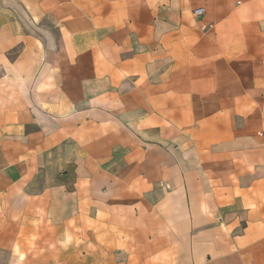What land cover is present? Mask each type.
<instances>
[{
  "label": "crops",
  "instance_id": "obj_1",
  "mask_svg": "<svg viewBox=\"0 0 264 264\" xmlns=\"http://www.w3.org/2000/svg\"><path fill=\"white\" fill-rule=\"evenodd\" d=\"M0 264H264V0H0Z\"/></svg>",
  "mask_w": 264,
  "mask_h": 264
},
{
  "label": "built area",
  "instance_id": "obj_2",
  "mask_svg": "<svg viewBox=\"0 0 264 264\" xmlns=\"http://www.w3.org/2000/svg\"><path fill=\"white\" fill-rule=\"evenodd\" d=\"M202 11H203V9L199 8V9L196 10V13L200 14V13H202Z\"/></svg>",
  "mask_w": 264,
  "mask_h": 264
}]
</instances>
